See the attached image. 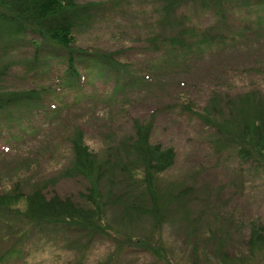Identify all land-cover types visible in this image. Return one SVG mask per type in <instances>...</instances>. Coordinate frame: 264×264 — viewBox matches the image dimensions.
Returning <instances> with one entry per match:
<instances>
[{"label": "rangeland", "instance_id": "1", "mask_svg": "<svg viewBox=\"0 0 264 264\" xmlns=\"http://www.w3.org/2000/svg\"><path fill=\"white\" fill-rule=\"evenodd\" d=\"M83 1L99 2L102 10L90 26L77 28L76 45L116 51L130 79L86 61L72 74L57 57L35 66L32 35L11 41L0 28V93L42 89L45 103L22 100L0 111V192L19 183L25 191L39 187L83 201L80 192L90 182L69 173L79 132L115 181L122 164L132 171L130 181L139 182L143 173L131 144L139 130L147 131L152 144L176 151L174 165L157 181L168 207L158 216L138 211L153 204L131 185L109 207L110 228L162 239L173 264H214L215 249L229 250L247 239L251 224H264V175L243 164L219 131L230 121L236 125L237 108L264 102V4L236 0L220 10L185 4L176 22L180 31H197L187 30V44L174 47L163 41L170 31L160 22L159 0ZM229 99L237 105L227 107ZM115 187L119 194L126 184ZM115 249L107 239L87 243L56 226L35 230L19 216L0 220V264H99ZM115 264L166 263L126 250Z\"/></svg>", "mask_w": 264, "mask_h": 264}, {"label": "trees", "instance_id": "2", "mask_svg": "<svg viewBox=\"0 0 264 264\" xmlns=\"http://www.w3.org/2000/svg\"><path fill=\"white\" fill-rule=\"evenodd\" d=\"M159 1L162 10L160 22L170 31L169 38L164 36L163 41L174 47L187 44L186 41L189 39L187 30L197 31L193 26H187L185 30L180 31L176 22V12L183 5L192 3L203 9L220 10L224 6L232 9L236 2V0ZM257 4L263 5L264 0H258ZM101 10L102 4L99 2L83 0H0V28L11 41H22L28 35H32L31 42L35 47L32 61L35 66H37L36 61L48 60V57L63 58L69 63L72 74H77L76 63L86 61L93 66L108 69L109 72L120 73L129 80L130 78L121 67V61L116 57V51L90 50L76 45L77 28L80 25L90 26ZM175 24L176 29L173 28ZM210 33L212 35L211 31ZM67 80L70 81L69 76ZM65 83L68 82L65 81ZM68 86L74 87L75 83L69 82ZM43 92L42 89H31L28 92H1L0 111L7 105H16L22 100L35 101L43 105L45 104L41 100ZM230 105L234 107L237 102L229 99L227 107ZM236 110H239L236 114V118H239L236 125L230 121L226 125L227 130L219 128V131L225 141L233 144L235 153L243 164H250L264 175V102H250ZM83 134L79 132L72 140L74 161L69 170L71 176L84 177L90 182L86 191L80 192L83 201H77L71 196L62 197L58 193L46 192L39 187L32 191H25L17 183L11 191L0 192V220L9 216H19L26 225L35 230H42L46 226H56L86 239L87 243H91L96 238L107 239L115 245L116 249L105 262L99 264H115L126 250H140L166 264H173L162 239L149 242L145 237L137 239L129 233L113 231L107 219V212L116 196L120 198L129 195L131 185L137 189L142 188L141 193L146 192L149 201L153 204L152 209L136 206L139 208L138 211L149 210L151 215L158 216L160 211L168 207L166 202L162 201L160 194L162 192L157 181L161 174L174 165L175 149L162 147L161 144H152L148 132L142 134L139 130L131 148L137 155L140 166L136 169H141L143 180L130 181L133 179V176H129L132 173L131 169L122 167L120 164L117 168L123 174L120 180L115 181L112 174L109 175L108 169H105V163L98 159V154L85 143ZM106 178L110 182L107 186L104 185ZM116 182L126 184L125 191L119 193L121 195L116 190ZM188 190L186 188L182 193H188ZM133 198L137 201L139 195H134ZM123 210L124 218L132 215L129 206L125 205ZM159 221L162 222V220ZM243 243V247H236ZM193 254L197 257V252L194 250ZM214 259V264H264V224H251L247 239L235 243L229 250L215 249Z\"/></svg>", "mask_w": 264, "mask_h": 264}]
</instances>
